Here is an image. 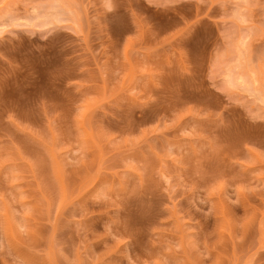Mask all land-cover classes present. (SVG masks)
I'll return each instance as SVG.
<instances>
[{
  "label": "rangeland",
  "instance_id": "rangeland-1",
  "mask_svg": "<svg viewBox=\"0 0 264 264\" xmlns=\"http://www.w3.org/2000/svg\"><path fill=\"white\" fill-rule=\"evenodd\" d=\"M0 264H264V0H0Z\"/></svg>",
  "mask_w": 264,
  "mask_h": 264
}]
</instances>
